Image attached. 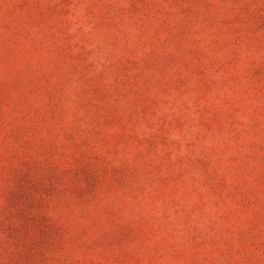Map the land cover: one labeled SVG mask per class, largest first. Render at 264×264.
I'll return each mask as SVG.
<instances>
[{
	"label": "rangeland",
	"instance_id": "1",
	"mask_svg": "<svg viewBox=\"0 0 264 264\" xmlns=\"http://www.w3.org/2000/svg\"><path fill=\"white\" fill-rule=\"evenodd\" d=\"M0 264H264V0H0Z\"/></svg>",
	"mask_w": 264,
	"mask_h": 264
}]
</instances>
